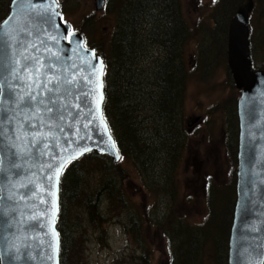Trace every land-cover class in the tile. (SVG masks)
<instances>
[{
  "label": "rangeland",
  "instance_id": "obj_1",
  "mask_svg": "<svg viewBox=\"0 0 264 264\" xmlns=\"http://www.w3.org/2000/svg\"><path fill=\"white\" fill-rule=\"evenodd\" d=\"M57 1L63 21L70 25L73 32L82 35L88 46L96 48L100 55L110 60L118 14L131 0H109L102 11L95 10L94 0ZM218 1L179 0L181 15L191 35L183 47L189 71L181 113L186 138L179 152L178 165L168 170L170 175L173 174L172 181L154 190V186L158 185L148 184L146 178L148 176L151 181L158 182L160 176L145 165L146 174L129 158L115 164L104 157L114 165L119 164L117 174L125 178L124 193L130 209L121 213L119 206L112 208L107 203L97 208L108 217L107 221L97 219L104 225V233L101 234L87 224L82 209L67 211L66 222L71 230L65 250L68 264H169V255L175 248L183 257L190 250L185 247L187 244L183 246L189 241L187 237L174 234L178 224L186 223L195 228L209 220L205 188L210 185L211 191L214 190V206L231 199L232 186L236 184L237 158L235 163L233 158L237 155L236 106L240 92L235 89L227 69V27L237 8L246 0ZM8 2L0 0V20L7 12ZM254 3V12L249 17L252 28L251 59L256 67L261 68L264 63V0H253ZM214 15L215 19L212 18ZM137 40H140L139 37ZM160 52L158 47L148 46L143 54H137L144 73ZM232 108L235 118L230 111ZM140 109L137 126L147 138L149 115L144 105H137L136 111L140 112ZM231 120L235 130L232 132L230 128L227 138L226 127ZM102 164L94 160L84 165L83 191L86 193L98 187V171L103 169ZM233 209L234 206L230 207V210ZM132 211L140 218V234H127L123 229L122 223ZM226 211L221 218L229 217ZM117 214L121 216L118 218ZM211 222L215 224L214 220ZM222 226L219 231L225 236L226 225Z\"/></svg>",
  "mask_w": 264,
  "mask_h": 264
},
{
  "label": "water",
  "instance_id": "obj_2",
  "mask_svg": "<svg viewBox=\"0 0 264 264\" xmlns=\"http://www.w3.org/2000/svg\"><path fill=\"white\" fill-rule=\"evenodd\" d=\"M105 1L94 0L95 10L101 11ZM34 3L57 4L55 0H12L7 17L0 23V32L6 34L3 36V42L0 43V89L5 87L3 80L7 76L8 88L13 91L14 96L17 93L23 95L28 91L24 84L11 80L9 69L14 65L15 60L21 58L20 53L23 51L16 45L15 39L24 33L26 25L32 26L29 16L35 17L39 11V9L33 10L31 5ZM252 9L253 0H247L236 10L227 28V68L235 89L240 92L236 106L238 120L236 200L227 243V264H264V63L260 70H253L248 24ZM55 11L59 13V8L55 7ZM51 23L50 29L40 25L41 39L45 41L43 45H39L35 37L25 36V39L37 43L41 48L39 55L47 64H51L50 69L47 66L43 69L44 74L60 77L61 83L72 79L73 76L77 79L72 85H63L72 92V95L64 100L69 105L68 111L72 115H68L66 111L64 120L59 121L65 131L56 130L58 140L49 138L43 143L65 146L71 141V151L90 148V151L83 152L78 159H73L71 162L79 160L86 154L95 153L108 157L116 164L120 161V158H117L118 150L116 146L115 149L110 147L111 134L107 123L105 128L104 117L100 119V112H96L97 119L92 120L90 109L95 110L98 94L96 100H93L92 94L87 97L81 96L80 101L76 99L79 93L89 92L93 87L84 83L83 77L90 75L92 65H99L102 60L96 56L94 50L85 48L82 35L70 33L69 25L61 22L60 13L52 16ZM45 48L50 51H45ZM104 69L103 63V75L99 77L102 82ZM44 79L45 75L42 74L41 81L43 82ZM32 89L33 94L41 90L35 85ZM102 92L103 101L99 107L103 114V88ZM0 102H2L0 108L14 117L11 121L5 120L0 123V176L4 177L0 179V264H59V248L54 252L50 242L55 243L51 234L52 229L54 228L57 233L61 176L58 186L50 189L54 191V197L47 195L46 192H40L37 185L45 187L50 185L46 177L52 170L45 166L48 164L56 166L57 161L52 159V155L67 156L70 153H63L61 147H53L47 150L48 155L40 156L38 159L30 155H20L19 149L12 147L13 142L20 148H27L30 147V140L27 144L15 140V137L23 131V129L17 131L19 125L34 122L38 125L39 122L29 119L33 115L32 111L27 108L21 111L2 95ZM78 102L81 103V109L73 107ZM89 120H92V123L85 128L84 125L88 124ZM35 130L41 129L37 127ZM43 131L47 132L48 128L45 127ZM89 136L91 139H88ZM111 141L114 142L112 136ZM13 151L18 153L15 163L20 166L19 177L14 175L17 169L11 164ZM29 181L33 182L29 186L36 195L31 198L32 192H29L28 197L21 199V195L27 189L20 185H28ZM41 196L46 203H40ZM53 200L58 209L54 215V222L50 211ZM31 216H36L37 219L30 220Z\"/></svg>",
  "mask_w": 264,
  "mask_h": 264
},
{
  "label": "trees",
  "instance_id": "obj_3",
  "mask_svg": "<svg viewBox=\"0 0 264 264\" xmlns=\"http://www.w3.org/2000/svg\"><path fill=\"white\" fill-rule=\"evenodd\" d=\"M253 5L255 9V3ZM214 17L215 15L212 16L213 19L216 18ZM117 19L112 37L114 48L111 59L107 60L96 48L91 47L106 65L103 115L121 161L129 158L134 164L139 165L145 174L147 171L144 165L158 174L160 176L158 182L151 181L148 176L146 178L148 184L158 185L154 186L156 190L172 181L173 174L170 175L168 170L178 165L179 152L186 138L182 129L181 113L184 85L188 80L189 71L184 61L183 47L191 31L181 15L179 0H131L128 1L126 8L119 12ZM251 35L252 28L249 36L250 56ZM138 37L140 40H137ZM223 37L225 38L224 33ZM148 46L158 47L161 52L144 73L140 67V56L137 54H143L144 48ZM253 68L260 69L254 64ZM141 76L146 79L142 80ZM137 105H144L149 115L147 121L150 122V130L147 138H144V134L139 132L137 126L141 114V109L140 112L136 111ZM230 111L235 118V110L232 108ZM231 122L232 120L226 127L227 138L230 128L232 129ZM234 130L232 129V132ZM94 160L103 162V169L98 171V187L88 194L83 191V167ZM233 161L236 162V155ZM119 164L114 165L107 158L87 154L70 163L63 171L59 188V215L56 222L59 264H68L65 250L71 230L66 222L67 211L82 209L87 224L97 234H101L104 233V225L98 223V220L107 221L108 217L97 208L107 203L112 208L119 206L118 211L121 213L130 209V203L124 193L125 178L117 174ZM234 191L235 186H232L231 199L220 201L214 206L213 198L216 194L214 190L211 191L210 185L205 188L208 210L210 209L209 220L195 228L186 223L178 224L174 234L187 237L189 241L183 243V246L187 244L185 247L190 250L183 257L175 248L169 255V264H227V243L233 214L230 207L235 204ZM226 209L230 218H221ZM120 216L121 214H117L118 218ZM139 220L140 218L132 211L122 223L124 231L127 234H140ZM211 220H214L215 224ZM222 225H226L225 236L219 231Z\"/></svg>",
  "mask_w": 264,
  "mask_h": 264
},
{
  "label": "snow or ice",
  "instance_id": "obj_4",
  "mask_svg": "<svg viewBox=\"0 0 264 264\" xmlns=\"http://www.w3.org/2000/svg\"><path fill=\"white\" fill-rule=\"evenodd\" d=\"M33 10L39 9L37 11L35 17L29 16V20L31 21L32 26H25L24 33L15 39V43L19 48H22L23 51L20 53V59L15 60L14 65L9 69L11 73V80H15L18 83L24 84L27 87L28 91L24 92L23 95L17 93L15 96L13 95V91L9 90V78L7 76L4 77L3 83L5 87L0 89V95L4 97L5 100L9 101L10 104H14L21 111L25 108L29 109L33 112V115L29 117L32 121H38L37 123L31 124H20V129L23 131L20 132L19 135L15 137V140L24 141L26 144L30 140V147L20 148L15 142H13L12 147L19 149L20 155H30L35 159H38L40 156L48 155V151L53 147H61V151L63 153H70L69 155H52V159L57 161L56 166L53 164H48L45 167L51 169L52 171L47 175V180L50 182V185L45 187L41 185H37V189L40 192H46L47 195L53 196L55 195L54 191L50 189H55L59 184V178L62 175V170L70 163L73 159H78L79 155H82L83 152L90 151V148L84 147L82 149H77L75 151H71L72 143L68 141L65 146H53L49 143H43L47 141L49 138L52 140H58L56 135V130L59 132H64V127H61L59 121L64 120L65 112H68V115H72L70 111H68L69 105L64 102L67 97L72 95V92L68 88H64L63 85H72L77 77L73 76L72 79L64 80L61 83L60 77L58 76H47L43 73V69L47 66L49 69L51 68V64H47L46 61L39 55L41 52V48L39 45H43L45 41L41 39V31L40 25H45L48 29L52 27L51 18L52 16L59 15L58 12L55 11L56 5H44V4H32ZM59 27V25H57ZM5 33L0 32V43L3 42V36ZM74 35V34H72ZM26 37H35V40L39 41V45L32 40H26ZM52 39H55L52 37ZM32 50H35L34 52ZM45 51H50L45 48ZM54 55V54H53ZM50 59V58H49ZM59 58H57L58 61ZM19 65V67H16ZM45 75V79L42 82L41 76ZM103 75V63L102 61L99 65H92V73L90 75H86L83 77V82L87 84L93 85V87L89 90V92H81L76 96L77 101H80V97H87L92 94L93 100H96V95L98 94L99 99L96 100V108L95 110L90 109L92 113V120L97 119L96 112H100V119L103 118L102 111L100 110V103L103 101V82L99 79ZM95 77V79H93ZM35 85L37 89H41L36 94H33L32 86ZM50 85H52L50 87ZM63 89V90H62ZM2 103V102H0ZM73 107L77 109H81V103H76ZM13 116L9 115V112L4 111L0 108V123L8 120L11 121ZM92 120H89L88 124H85L84 127L88 128L92 123ZM39 127L41 130L36 131L35 129ZM47 127L48 131L45 132L43 129ZM106 128V122H105ZM65 139L67 140V134L65 135ZM80 139H84V137H80ZM91 139V136L88 137ZM110 147L115 149V143L111 141V136L109 135ZM43 143V147L41 148V144ZM79 143V141H77ZM18 153L16 151L11 152V164L12 167L17 169L14 173L15 176L19 177L21 172L19 171L20 166L15 163ZM117 158L119 154L117 152ZM3 176H0V179H3ZM32 181H29V184H21L20 187L26 188L27 191L21 195V199L28 197L29 192H32V188L29 186L32 184ZM36 195L35 192H32V197L34 198ZM40 203H46L43 199V196L40 198ZM57 205L53 200L51 205V213L52 220L54 222V215L57 211ZM30 220H36V216L29 217ZM33 227L35 225H32ZM52 237L55 241L54 244L50 242V246L53 248V251H58L59 248V239L58 233L55 232L54 228L52 229Z\"/></svg>",
  "mask_w": 264,
  "mask_h": 264
},
{
  "label": "flooded vegetation",
  "instance_id": "obj_5",
  "mask_svg": "<svg viewBox=\"0 0 264 264\" xmlns=\"http://www.w3.org/2000/svg\"><path fill=\"white\" fill-rule=\"evenodd\" d=\"M11 2H12V0H9V2H8V8H7V12H6V14L4 15V17L0 20V23L4 20V18H5V17L7 16V14L9 13V7H10ZM108 2H109V0H107V1L105 2L103 10L106 9V6H107Z\"/></svg>",
  "mask_w": 264,
  "mask_h": 264
},
{
  "label": "bare ground",
  "instance_id": "obj_6",
  "mask_svg": "<svg viewBox=\"0 0 264 264\" xmlns=\"http://www.w3.org/2000/svg\"><path fill=\"white\" fill-rule=\"evenodd\" d=\"M231 1V0H230ZM222 56V55H221ZM211 67V66H210ZM212 72V71H211Z\"/></svg>",
  "mask_w": 264,
  "mask_h": 264
}]
</instances>
